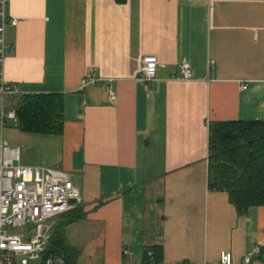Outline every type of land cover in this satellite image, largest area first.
Returning a JSON list of instances; mask_svg holds the SVG:
<instances>
[{"label": "crops", "instance_id": "0c3cea01", "mask_svg": "<svg viewBox=\"0 0 264 264\" xmlns=\"http://www.w3.org/2000/svg\"><path fill=\"white\" fill-rule=\"evenodd\" d=\"M6 13L12 99L61 95L64 127L5 119L0 141L22 165L69 174L85 213L64 230L76 264H139L147 248L166 263L226 252L243 264L257 247L264 264V207L238 213L207 186L209 125L264 122V0H7ZM145 56L158 60L149 83ZM181 64L188 81L174 79Z\"/></svg>", "mask_w": 264, "mask_h": 264}, {"label": "built area", "instance_id": "2783aa9c", "mask_svg": "<svg viewBox=\"0 0 264 264\" xmlns=\"http://www.w3.org/2000/svg\"><path fill=\"white\" fill-rule=\"evenodd\" d=\"M6 5L7 0H0V124L5 119L16 120L15 111L11 108V99L16 92L4 81L2 74L8 48L5 30L17 23L15 18L7 15ZM157 64V57H143L139 79L145 83L153 81ZM190 78V69L186 65H178L174 79L188 81ZM87 84H97V80L82 81V86ZM108 98L114 101L115 93L109 91ZM79 199L80 193L68 173L45 166L22 165L19 148L0 141V264H16V260L22 257L39 260V264H66L62 255L48 254L43 257V253L48 249L57 219L74 209V203ZM259 252L257 247L247 253L243 264H253ZM152 257V252L148 251L146 259L139 264H195L185 261L156 263ZM21 264H28V260L21 259ZM219 264H232L231 254L222 252Z\"/></svg>", "mask_w": 264, "mask_h": 264}, {"label": "trees", "instance_id": "16d2710c", "mask_svg": "<svg viewBox=\"0 0 264 264\" xmlns=\"http://www.w3.org/2000/svg\"><path fill=\"white\" fill-rule=\"evenodd\" d=\"M114 1L123 4L126 0ZM11 103L19 130L40 135L63 132L61 95L15 96ZM208 150V188L225 191L238 213L252 207H264V122L213 123L208 128ZM60 218L43 257L59 254L66 264H76L75 250L67 244L64 230L84 220L85 213L75 207ZM148 251L153 254L152 261L161 262L159 249L147 248L145 257Z\"/></svg>", "mask_w": 264, "mask_h": 264}, {"label": "rangeland", "instance_id": "374dc122", "mask_svg": "<svg viewBox=\"0 0 264 264\" xmlns=\"http://www.w3.org/2000/svg\"><path fill=\"white\" fill-rule=\"evenodd\" d=\"M23 258H26L28 260V264H39V262H40L39 260H33V261H31V260L28 259V257H22V258H18L16 260V264H21V259H23Z\"/></svg>", "mask_w": 264, "mask_h": 264}, {"label": "water", "instance_id": "95a60500", "mask_svg": "<svg viewBox=\"0 0 264 264\" xmlns=\"http://www.w3.org/2000/svg\"><path fill=\"white\" fill-rule=\"evenodd\" d=\"M233 138H236V136L235 135H233ZM72 203L74 202V201H71Z\"/></svg>", "mask_w": 264, "mask_h": 264}]
</instances>
